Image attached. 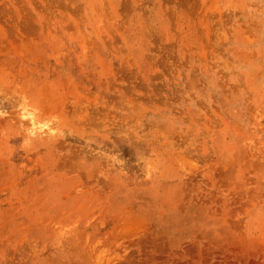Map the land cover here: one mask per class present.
<instances>
[{"label":"rangeland","instance_id":"1","mask_svg":"<svg viewBox=\"0 0 264 264\" xmlns=\"http://www.w3.org/2000/svg\"><path fill=\"white\" fill-rule=\"evenodd\" d=\"M0 264H264V0H0Z\"/></svg>","mask_w":264,"mask_h":264}]
</instances>
